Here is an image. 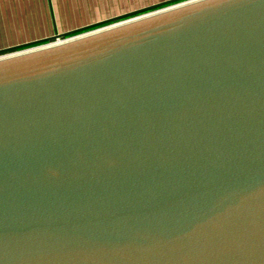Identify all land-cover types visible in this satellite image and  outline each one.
Here are the masks:
<instances>
[{
  "label": "water",
  "instance_id": "water-1",
  "mask_svg": "<svg viewBox=\"0 0 264 264\" xmlns=\"http://www.w3.org/2000/svg\"><path fill=\"white\" fill-rule=\"evenodd\" d=\"M19 48L0 264H264V0H166L0 53Z\"/></svg>",
  "mask_w": 264,
  "mask_h": 264
},
{
  "label": "crops",
  "instance_id": "crops-1",
  "mask_svg": "<svg viewBox=\"0 0 264 264\" xmlns=\"http://www.w3.org/2000/svg\"><path fill=\"white\" fill-rule=\"evenodd\" d=\"M166 0H0V49L90 26Z\"/></svg>",
  "mask_w": 264,
  "mask_h": 264
},
{
  "label": "rangeland",
  "instance_id": "rangeland-1",
  "mask_svg": "<svg viewBox=\"0 0 264 264\" xmlns=\"http://www.w3.org/2000/svg\"><path fill=\"white\" fill-rule=\"evenodd\" d=\"M118 21V20H117ZM2 44H0L1 46ZM35 45H38V44H35ZM27 47H30V46H27ZM20 49H24V48H19V49H13V50H8V51H3L0 53V55H3V54H7V53H10V52H15V51H18Z\"/></svg>",
  "mask_w": 264,
  "mask_h": 264
},
{
  "label": "flooded vegetation",
  "instance_id": "flooded-vegetation-1",
  "mask_svg": "<svg viewBox=\"0 0 264 264\" xmlns=\"http://www.w3.org/2000/svg\"><path fill=\"white\" fill-rule=\"evenodd\" d=\"M175 2H177V1H175ZM152 10V9H151ZM147 10H142V11H139V12H135V13H133V14H131L130 16H132V15H135V14H139V13H142V12H146ZM125 18V17H124ZM117 20H119V19H117ZM116 20V21H117ZM113 22V21H112ZM94 28V27H93ZM89 29H92V28H88V29H85L84 31H86V30H89ZM83 32V31H82ZM74 34H76V33H74ZM68 36V35H67ZM67 36H64V37H67Z\"/></svg>",
  "mask_w": 264,
  "mask_h": 264
}]
</instances>
